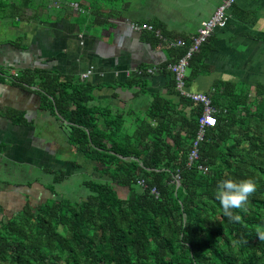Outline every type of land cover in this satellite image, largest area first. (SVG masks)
<instances>
[{
    "label": "trees",
    "instance_id": "obj_1",
    "mask_svg": "<svg viewBox=\"0 0 264 264\" xmlns=\"http://www.w3.org/2000/svg\"><path fill=\"white\" fill-rule=\"evenodd\" d=\"M253 15L242 19L255 21ZM182 40L183 48H168L170 64L191 45L192 38ZM216 42L213 36L191 58L188 87L208 70ZM15 81L37 87L42 108L70 126L67 140L75 155L93 164L94 179L83 181L91 194L82 202L58 197L54 185L65 177L59 170L44 186L49 199L26 202L6 218L0 206V264H264V84L251 90L214 83L208 97L217 124L188 168L202 110L176 92L172 76L168 95L155 94L144 117L93 105V85L54 73L23 71ZM143 85L135 75L124 83ZM72 168L82 171L76 161ZM225 179L256 185L243 208L232 210L239 219L225 216L215 198Z\"/></svg>",
    "mask_w": 264,
    "mask_h": 264
},
{
    "label": "crops",
    "instance_id": "obj_2",
    "mask_svg": "<svg viewBox=\"0 0 264 264\" xmlns=\"http://www.w3.org/2000/svg\"><path fill=\"white\" fill-rule=\"evenodd\" d=\"M162 1L0 0V158L36 173L33 183L0 182L3 212L13 213L26 202L48 199L50 194L37 181L42 176L39 169L49 166L71 177L77 156L67 140L70 126L42 108L43 96L37 87L18 86L13 75L40 70L80 84L79 76L94 70L86 82L95 87L91 104L128 106L129 113L144 117L155 94L168 95L171 75L164 73L163 67L171 62L170 52L153 33L133 32L130 24L160 25L163 30L156 29L165 38L189 40L221 0H195L188 7H174L182 14L179 19L152 8L154 2ZM73 3L79 4L80 13L72 10ZM248 12L254 14L255 21H243ZM213 36L217 51L209 55L208 70L191 83L190 92L208 95L215 82L248 85L249 80H256V74L264 72V0H239L229 12L226 27L217 29ZM138 68H156L157 72L141 76L146 86H124ZM45 136L48 139L39 145ZM43 153L42 165L39 156ZM77 159L86 164L82 156ZM78 164L82 171L74 175L84 172V166Z\"/></svg>",
    "mask_w": 264,
    "mask_h": 264
},
{
    "label": "built area",
    "instance_id": "obj_3",
    "mask_svg": "<svg viewBox=\"0 0 264 264\" xmlns=\"http://www.w3.org/2000/svg\"><path fill=\"white\" fill-rule=\"evenodd\" d=\"M239 0H221L219 5L216 7L215 11L211 15V17L200 23V26L196 32V35L192 38L191 45L189 46L187 52L183 57H181L176 63L169 64L166 67L167 72L172 76L174 81V86L176 92L187 99L188 101L194 103L196 106L201 107V116L198 118V129L196 133V137L194 139L192 150L188 157L187 167L190 168L193 163L198 161L199 159V145L204 140L207 131L216 126V110L212 106L210 98L207 94L203 93H194L188 90V86L186 85L187 71L189 67V62L191 58L200 52V49L206 42L210 39V37L214 34L217 29H224L227 25L229 19V12L233 8L234 5ZM72 10L76 12H81L79 4L73 3ZM130 28L133 32L142 33V32H150L155 35V37L161 42V45H164L168 48L180 49L185 46V42L182 39L170 40L165 38L159 30L153 28V26L149 24H130ZM157 72L156 68H147V69H135L131 72L132 76H151ZM94 75V70H90L79 76L78 82L80 84H86L91 77ZM129 73L126 74V77ZM14 79L18 77L17 74H14ZM198 170L202 173L207 172V168L203 166H199ZM175 183L178 186V177L175 178ZM141 187H146L143 182L138 183ZM151 194H154L156 197L158 196L155 190L151 191Z\"/></svg>",
    "mask_w": 264,
    "mask_h": 264
},
{
    "label": "rangeland",
    "instance_id": "obj_4",
    "mask_svg": "<svg viewBox=\"0 0 264 264\" xmlns=\"http://www.w3.org/2000/svg\"><path fill=\"white\" fill-rule=\"evenodd\" d=\"M195 0H163L161 2V4H157L156 2H154L152 4V8L154 10H160L162 12H168V14H170V16H172L173 18L179 19V16L182 15L180 13V11L175 12L174 11V7H176V9H178V7L183 8L184 6L188 7L189 5H192L193 2ZM106 2H109V0H106ZM118 3V5H120L119 1H116ZM151 3V1H150ZM110 11V10H108ZM115 15V14H114ZM83 45V44H82ZM188 73V71H187ZM263 75V76H262ZM256 80H254L253 76L251 80L248 81V85L247 82L245 84L246 88H250V89H255L256 85H258L259 83L264 84V72L263 73H259L256 74ZM260 77H263V80H260ZM246 90V89H245ZM254 91H252V94L250 95V101L248 106L252 107L251 104L253 103L255 94L253 93ZM113 110H117V108L119 109V111H123L125 112V114L128 112V106H125V108H123V106H111L110 107ZM47 136L42 137L41 140L39 141V145H41V142L46 141ZM46 156L45 153H43L42 155L39 156V159L41 160V163L43 165V160L42 157ZM85 160V159H84ZM73 161H77L78 163H80V165L84 166V172L80 173L78 175H74L75 173H77L76 171H74L72 169V176L71 177H64L62 181L55 183L54 185V189L59 193L58 197H62L68 200H72V201H79L82 202L84 201L87 196H89L91 194V192L82 186L83 181L89 180L90 178H93V173H92V168H93V164L91 162H88L87 160H85L86 164L89 163V166L84 164L83 162H79L77 159V156H74ZM88 166V168H87ZM26 173H25V172ZM16 173L19 174V176H16ZM39 173L42 176H38L37 177V181L39 183H41L42 185H44L45 187H47L51 181H52V175L55 173L53 170H51L49 168V166H47L46 168L43 169H39ZM47 173L48 176H44L43 174ZM35 171L31 170V168L25 166V165H18V166H14L12 165L10 162H5L3 159L0 158V182L1 181H7L10 183L13 182H18L20 184L23 183H32L34 182V178H35ZM94 179V178H93ZM119 193L124 194L125 192L122 190H117ZM51 196H48V199ZM44 201V200H43ZM42 201H38L37 203H31L30 204L32 206H36L38 204H40ZM13 213H15L16 211L13 210ZM11 210L9 211H2V214L5 218L9 217L11 214Z\"/></svg>",
    "mask_w": 264,
    "mask_h": 264
},
{
    "label": "clouds",
    "instance_id": "obj_5",
    "mask_svg": "<svg viewBox=\"0 0 264 264\" xmlns=\"http://www.w3.org/2000/svg\"><path fill=\"white\" fill-rule=\"evenodd\" d=\"M255 189L256 185L251 179H243L238 182L225 179L218 182L215 198L222 206L225 216L229 219H239V216H233L232 210L243 208Z\"/></svg>",
    "mask_w": 264,
    "mask_h": 264
},
{
    "label": "water",
    "instance_id": "obj_6",
    "mask_svg": "<svg viewBox=\"0 0 264 264\" xmlns=\"http://www.w3.org/2000/svg\"><path fill=\"white\" fill-rule=\"evenodd\" d=\"M82 159H84L83 156H82Z\"/></svg>",
    "mask_w": 264,
    "mask_h": 264
}]
</instances>
